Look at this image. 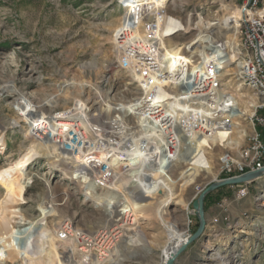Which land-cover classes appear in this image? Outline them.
I'll use <instances>...</instances> for the list:
<instances>
[{
	"label": "rangeland",
	"instance_id": "rangeland-1",
	"mask_svg": "<svg viewBox=\"0 0 264 264\" xmlns=\"http://www.w3.org/2000/svg\"><path fill=\"white\" fill-rule=\"evenodd\" d=\"M198 11L200 17L195 18ZM189 17L203 23L198 37L206 47L216 49L219 37L232 42L236 53L223 60V80L246 100L256 96L245 87L235 91L242 83L236 65L241 53V7L236 0H0V264H41L37 257L41 253L49 256L48 264H63L52 241L47 245L43 241L50 225L62 218L88 234L106 225L84 185L56 170L46 155L32 154L29 114L38 109L77 115L89 111L90 99L97 96L118 105L132 125L151 122L142 108L141 114L135 112L132 101L150 92L149 64L158 59L161 44L184 43L195 36L189 30L173 37L187 29ZM175 67L177 80L181 67ZM135 81L141 96H135L139 91ZM164 88L172 94L170 86ZM172 96L176 100L177 95ZM21 98L34 105L25 110ZM115 119L121 122L122 115L116 113ZM241 124L247 133L252 129L249 117ZM151 129L144 126L145 132ZM118 142L124 148L123 137ZM220 152L219 147L208 151L207 159L196 154L191 166L175 165L184 159L180 153L163 161L165 192L153 191L147 183L146 192L138 195L152 194L163 218L141 221L144 239L122 255L120 264H166L179 243L166 223L186 239L192 237L199 228L194 200L207 186L226 178L219 167ZM198 159L204 164H197ZM130 182L122 176L120 189L127 191ZM198 184L203 188L200 193ZM248 188L241 197L239 185H228L212 197L204 207V232L189 241L173 264H264V177Z\"/></svg>",
	"mask_w": 264,
	"mask_h": 264
},
{
	"label": "bare ground",
	"instance_id": "bare-ground-1",
	"mask_svg": "<svg viewBox=\"0 0 264 264\" xmlns=\"http://www.w3.org/2000/svg\"><path fill=\"white\" fill-rule=\"evenodd\" d=\"M198 24V29L201 30L203 23ZM216 40L218 42L216 50L225 44L230 48L227 58L230 59L236 53L232 42H228L223 37ZM199 41L202 44L199 64L205 65L212 60L208 53L210 48L206 47L203 40ZM183 46V42L161 44L158 59L149 64L152 82L150 92L132 101V106L138 115L141 114L139 108H142L144 112L150 114L152 121L160 124L158 130H154L156 127H153L145 132L141 124L132 125L127 120L126 113L120 110L118 105L106 104L105 99L101 101L97 96L90 99L89 111H77V115H52L38 109L29 114L27 121L31 132L28 138L31 140L32 154L46 155L56 170L61 169L73 183L84 185L86 196L96 201L102 212L101 222L106 223L105 227L96 234L85 233L84 230L76 227L74 229L72 221L63 218L54 225H50L49 234L43 237V241L46 245L49 240L52 241L63 264H120V261L124 260L122 255L131 250L137 244L136 242L144 239L141 221L148 218H163L161 207L153 201L152 194L144 193L145 196L142 198H138V195L142 191L146 192L147 183L154 187L153 191L165 192V188L168 187L162 177V169L163 161L169 156L164 153L167 150L166 146L170 143L168 138L164 137V134L170 132L169 120L166 114L151 110L149 105L168 99L167 104L174 103L173 110L181 111L177 114L184 112L185 106L179 103L180 98L177 96L171 103V99L175 96L164 88L178 83V80L173 79L176 65L181 67L184 64H191L194 68L198 67L194 57L184 54ZM222 58L218 59L223 60ZM224 63L223 61L222 64ZM236 65L238 69L239 65ZM132 76L135 78L134 73ZM242 89L241 83L236 86L235 91ZM233 96L236 111L231 114L233 116L232 131L213 134L210 137L211 141L207 136L198 138L197 151L205 152L206 143L216 144L219 137L227 139L228 142L224 144L232 149L241 146L245 140L247 131L242 128L241 122L255 113V106L260 101L257 95L250 96L247 100L244 94L233 93ZM20 100L25 110L34 105L33 100L26 98ZM141 102L145 104L141 105ZM116 113L122 115L121 122L115 119ZM205 124L214 129L211 122ZM67 127L70 129L67 130ZM122 137L124 148H121L118 142ZM66 143L72 148L66 147ZM195 162L199 165L204 164L199 159ZM82 166L86 168L82 169ZM170 169L167 173L171 171ZM122 176H126V180L131 181L126 183L127 191L120 189ZM96 185L100 186V193ZM150 196L152 200L142 203ZM168 199H171V195H168ZM166 224L167 228L173 232L172 237L179 238L178 246L169 255L171 258L178 255L179 248L188 245L190 237L186 239L185 235L176 233L174 227ZM130 236L132 242H130ZM229 239H231L230 235L226 240ZM38 249V253L43 252L41 248ZM38 255L41 264L49 263L48 255L44 253Z\"/></svg>",
	"mask_w": 264,
	"mask_h": 264
},
{
	"label": "built area",
	"instance_id": "built-area-1",
	"mask_svg": "<svg viewBox=\"0 0 264 264\" xmlns=\"http://www.w3.org/2000/svg\"><path fill=\"white\" fill-rule=\"evenodd\" d=\"M236 1L241 7L242 14L239 18L241 25L238 32L241 53L238 60L239 63L236 64L240 66V79L242 80L243 87L252 90L260 101L255 106V113L249 116L252 129L244 137V144L232 149L225 146L224 143L228 142L227 139L219 137V141L216 144L212 142L206 143L204 146L206 148L205 152L197 151L198 138L207 136L210 139L213 134L232 131L233 116L231 114L236 111V104L233 98L234 90L228 88L222 75V71L225 69L222 62L228 57L229 49L226 44L219 46L218 50L210 48L208 53L211 55L212 60L205 65L199 64L201 61L200 51L202 50V44L198 37L199 21L192 20L194 14L190 15L192 19L189 17V21L186 24L184 23L187 29L179 30L173 35L174 37L187 33L189 30L195 31V36L187 39L183 47L185 48L184 54L194 57L198 67L194 68L191 64H184L181 66L182 69L177 78L178 83L174 85L170 84V92L172 95L176 94L179 96L182 104L185 106L184 112L177 114L181 111L173 110L172 106L174 103L167 104L168 99L149 105L151 110L158 111L161 114L164 113L168 116L170 132L167 138L170 143L166 146L167 150L164 153L174 156L180 152L184 155V159L182 161L176 160L175 165L180 163L191 166V162H193L191 158L194 155L197 154L196 157L203 156L204 158H208V151L219 147L221 148L219 167L221 168V173L228 175V177H235L236 175H243L250 171L264 169V137L262 131L258 129V127L264 129V114H258V111L264 108V0ZM166 10L169 13L167 7ZM199 13V11L195 13V18L200 17ZM169 14L175 16L183 23L177 15L173 13ZM219 51L223 53L221 54ZM220 57H223V60L218 59ZM138 84L139 91L135 96H141L143 93L140 90V83ZM173 101L174 99H171L170 102L172 103ZM206 122H211L214 129L209 128V125L205 124ZM143 124L145 128L156 127L154 130H158L160 127L159 123L157 124L155 121L150 122L149 119H146ZM69 129L67 127V130ZM159 144L161 145V142ZM212 144H214L213 147ZM66 146L72 148L68 143H66ZM84 168L86 167L82 166V169ZM262 177L250 180L248 183L237 184L241 187L239 191L240 196L247 195L250 183ZM196 188L198 189V193L203 191V188H200L199 184Z\"/></svg>",
	"mask_w": 264,
	"mask_h": 264
},
{
	"label": "water",
	"instance_id": "water-1",
	"mask_svg": "<svg viewBox=\"0 0 264 264\" xmlns=\"http://www.w3.org/2000/svg\"><path fill=\"white\" fill-rule=\"evenodd\" d=\"M264 175V169L263 170H257V171H250L249 173L243 174V175H236L235 177H228L220 179L219 181L210 184L206 187V189L197 197V199L193 202V208L194 213H196L198 219H199V228L197 231L192 235L190 240H193L195 237L202 234L205 230V226L207 225V219H206V212H204L205 207V197L206 194L212 190H215L219 188L220 186L225 185H235V184H244L248 183L250 180H254L256 178H260ZM186 245L182 246L178 250V254L185 248ZM178 255L172 256L166 261V264H173L176 260Z\"/></svg>",
	"mask_w": 264,
	"mask_h": 264
},
{
	"label": "trees",
	"instance_id": "trees-1",
	"mask_svg": "<svg viewBox=\"0 0 264 264\" xmlns=\"http://www.w3.org/2000/svg\"><path fill=\"white\" fill-rule=\"evenodd\" d=\"M262 113H264V109L261 111ZM261 113V114H262ZM262 132H263V134H264V129L263 130H261ZM223 177H228V175H226V174H223ZM226 186H228V185H225V186H220L219 188H217V189H215V190H212V191H210V192H208L207 194H206V199H205V208L209 205V202H210V200L212 199V197L215 195V194H217L218 192H221V190L223 189V188H225ZM216 197H220V196H218V195H216ZM197 225H198V223H197Z\"/></svg>",
	"mask_w": 264,
	"mask_h": 264
}]
</instances>
